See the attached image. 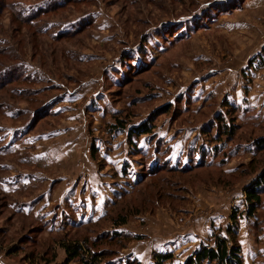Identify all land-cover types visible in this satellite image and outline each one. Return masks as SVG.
I'll return each instance as SVG.
<instances>
[{"label": "rangeland", "instance_id": "obj_1", "mask_svg": "<svg viewBox=\"0 0 264 264\" xmlns=\"http://www.w3.org/2000/svg\"><path fill=\"white\" fill-rule=\"evenodd\" d=\"M255 139L264 0L0 1V264H78L61 241L114 231L144 238L100 243L111 260L178 264L233 225L242 264H264Z\"/></svg>", "mask_w": 264, "mask_h": 264}, {"label": "trees", "instance_id": "obj_2", "mask_svg": "<svg viewBox=\"0 0 264 264\" xmlns=\"http://www.w3.org/2000/svg\"><path fill=\"white\" fill-rule=\"evenodd\" d=\"M0 1L3 2V0ZM232 120V117L225 119L220 115L217 116L215 120L217 134L213 136V139L220 140L222 137L232 139L236 133L235 123ZM153 126V124L145 122L136 127H132L128 131V140L133 142L134 137L142 134H149ZM255 149L264 153V139H255ZM140 182L141 181L136 182V184L138 185ZM134 184L133 186L135 188L136 184ZM262 188H264V170L261 171L251 184L243 189L248 215H253L255 209L260 204V189ZM129 207L135 210L132 211V214L128 212H119L111 219L115 228L127 223L130 215L141 213V210L138 211L131 206ZM231 218L235 221V214H233ZM226 232V236L216 235L213 245L201 244L190 256L178 264H242L241 250L236 240V226H230ZM143 238L142 235H133L125 231H114L110 237H105L104 239H102L101 236H96L94 239L81 236L73 240L61 241L60 244L64 249L67 262L75 261L78 264H140L135 258L127 259L123 262H115L116 260H111V256H114L115 253H110L108 249H97V246L100 243H114L116 241L120 242V248H124L127 241L141 240ZM174 258V253L170 251L155 253L153 264H175Z\"/></svg>", "mask_w": 264, "mask_h": 264}]
</instances>
